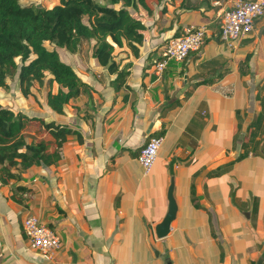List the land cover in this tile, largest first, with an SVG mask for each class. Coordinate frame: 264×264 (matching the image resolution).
Here are the masks:
<instances>
[{"label":"crops","instance_id":"obj_1","mask_svg":"<svg viewBox=\"0 0 264 264\" xmlns=\"http://www.w3.org/2000/svg\"><path fill=\"white\" fill-rule=\"evenodd\" d=\"M232 1L192 0L195 13L183 0L165 13L140 8L143 53L117 58L130 71L124 86L87 51L72 55L88 88L60 120L81 139H68L57 164L22 174L17 185L30 188L22 205L12 198L15 183L0 179V264L264 262V17L230 50L219 34ZM189 24L206 27L202 49L157 75L166 41ZM162 131L160 158L146 176L137 153ZM25 135L53 143L39 130ZM172 159L179 213L159 241L154 230L167 212ZM29 214L61 240L50 259L23 232Z\"/></svg>","mask_w":264,"mask_h":264},{"label":"trees","instance_id":"obj_2","mask_svg":"<svg viewBox=\"0 0 264 264\" xmlns=\"http://www.w3.org/2000/svg\"><path fill=\"white\" fill-rule=\"evenodd\" d=\"M173 1L59 0L58 5L46 9L22 7L20 0H0V91H12L10 83L19 81L22 98L48 113L37 116L19 108L8 109L0 101V179L4 185L15 183L12 198L16 203L24 204L19 197L30 191L17 185L22 174L57 164L68 139L80 138L78 131L60 119L66 116L70 102L83 95L88 86L72 66L60 61L54 48L66 49L71 55L87 48V57L115 76V84L124 86L130 71H121L117 58L123 53L139 58L147 30L135 14L140 8L151 14L155 6L165 13ZM182 5L192 13L197 9L192 0H183ZM181 33L182 28L174 38ZM27 128L50 136L53 143L28 141ZM163 136L164 131L153 137ZM52 145L55 150L51 153Z\"/></svg>","mask_w":264,"mask_h":264},{"label":"built area","instance_id":"obj_3","mask_svg":"<svg viewBox=\"0 0 264 264\" xmlns=\"http://www.w3.org/2000/svg\"><path fill=\"white\" fill-rule=\"evenodd\" d=\"M264 17V0H233L222 16L220 42L230 50L237 46L255 29L258 20ZM206 27L189 24L183 27L179 37L170 40L163 50L162 60L156 64V73L161 75L170 64L184 62L191 53L202 49ZM164 138H151L140 150L137 161L146 176L154 169ZM23 232L33 250L47 259L61 250L60 238L49 227L29 214L23 221ZM264 264V262H263Z\"/></svg>","mask_w":264,"mask_h":264},{"label":"rangeland","instance_id":"obj_4","mask_svg":"<svg viewBox=\"0 0 264 264\" xmlns=\"http://www.w3.org/2000/svg\"><path fill=\"white\" fill-rule=\"evenodd\" d=\"M19 4L22 7L34 5L37 7L51 9L54 6L59 4V0H20ZM54 50L58 53L61 62L75 68V65H74L75 61L72 58V55L66 49L55 47ZM84 50L87 51V48H85ZM17 82L18 83H10V86L12 87V91H6L4 93L0 91V101L2 105L8 109L19 108L21 110L22 109L25 110L29 114H35V113L36 115L39 114L36 112L38 111V108L32 106L28 101L22 98V95L19 89V81ZM37 139L39 140L41 139V137L39 136ZM28 141H30V139H28Z\"/></svg>","mask_w":264,"mask_h":264},{"label":"water","instance_id":"obj_5","mask_svg":"<svg viewBox=\"0 0 264 264\" xmlns=\"http://www.w3.org/2000/svg\"><path fill=\"white\" fill-rule=\"evenodd\" d=\"M177 163H178L177 159H172V161L169 164L170 185L167 190V203H168L167 212L164 218L162 219V221L156 225L154 230L156 239L159 241L164 240L170 236L172 232V225L178 218L179 206L175 196V192H176L175 166ZM155 255L157 257L159 256V252L156 250H155Z\"/></svg>","mask_w":264,"mask_h":264}]
</instances>
